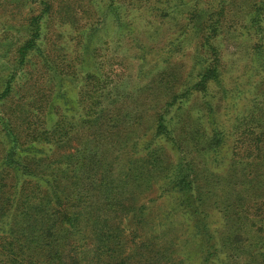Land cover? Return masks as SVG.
I'll list each match as a JSON object with an SVG mask.
<instances>
[{
    "label": "rangeland",
    "instance_id": "374dc122",
    "mask_svg": "<svg viewBox=\"0 0 264 264\" xmlns=\"http://www.w3.org/2000/svg\"><path fill=\"white\" fill-rule=\"evenodd\" d=\"M221 1L226 5L228 21L219 41L223 54L220 81L209 80L198 89L194 84L212 66L213 57L201 47V31L194 32L183 25L177 14L178 8L184 6L183 1L174 9L176 0H169L170 8L162 12L159 8L166 4L165 0H88V11L95 16L89 19L95 27L89 35L84 27L89 16L84 11L87 0H72L80 9L77 25L54 19L42 24L43 32H47L46 45L55 57L58 71L42 83L45 94L49 91L56 94L54 115L49 117L48 126L59 119L65 128L71 129L66 147L49 150L51 155L43 159L59 160L64 154L78 150L84 159L76 156L68 165L70 191L74 195L89 193L99 178L106 184L112 182V189L119 188L120 195L131 197L141 209L138 221L148 224L155 233L165 230L167 239L180 236L178 245L181 240L185 245L176 248H180L178 252L182 251L180 255L184 258L190 254V259L185 258L190 264L205 261L201 254H207L212 264L224 261L219 258L221 254L215 250L213 240L203 239L201 245L193 230L200 221L196 218L191 221L187 212L189 206L200 202L189 192L183 195L190 183L183 191L171 189L176 173L187 176L193 188L202 190L204 205L199 208L209 213L213 234L215 230L219 236L225 229L226 219L220 210L226 199L230 204L242 200V216L264 224V175L255 187L237 188L238 172L232 164L234 143L239 156L243 155L251 143L243 132L249 128L257 130L255 121L264 118V64L254 53L257 37L249 33L252 23H248L250 7L256 0ZM121 7L123 16L119 13ZM26 8H14L15 14ZM125 8L131 9V13L126 15ZM98 10L100 15L104 12L103 20L96 18ZM5 17L7 13L2 8L0 29ZM117 18H123L124 22L121 24ZM261 19L264 27V15ZM91 69L101 79L105 77L103 86L109 88L101 89L102 94H98L101 101L91 110L92 117H87V103L82 97L87 100L89 86L97 82L85 79V72ZM168 93L179 95L166 99ZM161 114L168 130L154 136L155 121ZM215 131L221 143L216 154L209 157L205 141ZM238 137L241 138L236 144ZM82 144L86 147L80 151ZM127 164L132 173L121 184L118 179ZM12 174L13 171H8V177ZM11 197L0 193V223L7 221ZM95 204L93 195L85 203L87 209ZM130 219L133 218L125 221ZM255 228L250 234L257 244L248 251L261 254L264 231L255 233ZM4 254L0 246V264ZM257 261L246 255L237 264Z\"/></svg>",
    "mask_w": 264,
    "mask_h": 264
},
{
    "label": "trees",
    "instance_id": "16d2710c",
    "mask_svg": "<svg viewBox=\"0 0 264 264\" xmlns=\"http://www.w3.org/2000/svg\"><path fill=\"white\" fill-rule=\"evenodd\" d=\"M165 1L166 4L159 8L162 12L170 8L169 0ZM179 1L184 2L182 9L178 8ZM18 6L27 8L17 15L14 8ZM225 6L221 0H176L173 5L174 9L178 8L177 14L184 21L183 25L190 26L194 32L201 31V47L208 49L213 57L212 66L202 72L194 84L196 89L209 80L220 81L223 54L219 41L228 21ZM85 7L84 11L89 13L88 0ZM2 8L7 17L2 20L0 29V193L12 196L8 199L7 221L0 223V246L6 253L1 259L2 264H190L187 260L190 254L185 260L180 255L182 251L178 252L185 245L182 240L178 245L180 236L167 239L165 230L155 233L148 224L138 221L141 209L131 197L120 195L119 188L112 189V182L106 184L99 178V183L96 187L93 185L89 193L74 195L70 191L68 165L76 156L84 159V155H78V150L64 154L59 160L43 159L51 155L49 150L66 147L71 139L68 135L71 129L65 128L59 119L55 120L54 126H48L49 117L54 115L56 94L50 91L45 94L42 83L44 78L51 79L58 71L55 57L46 45L47 32H43L42 24L54 19L77 25L79 7L72 0H0ZM250 8L248 23H252V30L249 33L257 37L254 53L264 64V27L261 23L264 0H256ZM121 9L119 13L123 16ZM100 11L95 12L99 16L96 18L103 20L104 12L100 15ZM124 12L127 15L131 9L125 8ZM93 17L89 13L85 18L84 27L89 35L95 31L93 23H89ZM117 20L121 24L124 22L123 18ZM84 76L86 80H97L89 86L87 100L82 97L87 103V117H92L91 110L101 101L102 96L98 94L109 87L103 86L105 77L101 79L92 69ZM97 84L100 87L95 88ZM178 95L168 93L166 99ZM255 124L257 130L249 128L243 132L251 143L241 157L238 146L235 143L233 146L232 164L238 172L237 188L255 187L264 175V118L257 119ZM167 130L161 114L155 121L154 136L163 135ZM240 138L236 139V144ZM220 143L216 131L206 138L209 157L216 154ZM85 147L82 144L80 151ZM8 171H13L10 177ZM131 173L127 164L118 179L120 183L126 182ZM172 181L171 189L175 191L185 190L190 183L191 187L183 195L189 192L200 202L194 207L189 206L187 212L191 221L193 218L200 221L193 230L200 237L201 245L203 239L213 240L224 264H237L246 255L252 260L258 259L254 264H264L258 257L264 259L263 252L248 251L257 244L250 232L255 227V233L263 232L264 224L242 216V200L238 199L237 203L234 200L232 204L225 200L220 210L226 219L225 229L217 236L215 230L214 234L211 232L213 222L209 213L199 208L204 205L202 190L193 188L192 181L179 173ZM91 195L96 204L87 209L85 203ZM129 217L133 219L125 221ZM176 245L181 247L177 249ZM199 248L204 251L203 246ZM200 256L205 258L200 264L213 263L207 254Z\"/></svg>",
    "mask_w": 264,
    "mask_h": 264
}]
</instances>
